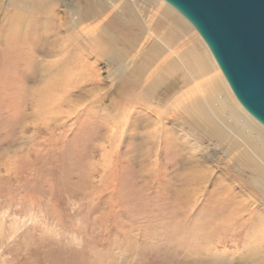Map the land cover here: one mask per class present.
<instances>
[{
	"label": "rangeland",
	"instance_id": "obj_1",
	"mask_svg": "<svg viewBox=\"0 0 264 264\" xmlns=\"http://www.w3.org/2000/svg\"><path fill=\"white\" fill-rule=\"evenodd\" d=\"M246 115L165 0H0V264H264Z\"/></svg>",
	"mask_w": 264,
	"mask_h": 264
},
{
	"label": "water",
	"instance_id": "obj_2",
	"mask_svg": "<svg viewBox=\"0 0 264 264\" xmlns=\"http://www.w3.org/2000/svg\"><path fill=\"white\" fill-rule=\"evenodd\" d=\"M197 29L243 107L264 125V0H165Z\"/></svg>",
	"mask_w": 264,
	"mask_h": 264
},
{
	"label": "bare ground",
	"instance_id": "obj_3",
	"mask_svg": "<svg viewBox=\"0 0 264 264\" xmlns=\"http://www.w3.org/2000/svg\"><path fill=\"white\" fill-rule=\"evenodd\" d=\"M31 3V2H30ZM167 12H170V14H172L174 17H176V19L178 20V22L179 23H181V25H183V26H185V27H190V25H189V23L185 20V18H183L179 13L177 14V12L173 9V8H171L170 6H168V8H167V10H166ZM18 16V15H17ZM16 16V17H17ZM36 16V15H35ZM50 19H51V17H49ZM57 20V19H56ZM60 20V19H59ZM86 21H87V19H86ZM53 23H54V21H52ZM58 24V23H57ZM10 25V24H9ZM57 26V25H56ZM57 28V27H56ZM23 29H25V31L27 30V28H23ZM22 28H16V29H14V30H18V31H21V30H23ZM58 29V28H57ZM61 29V28H60ZM14 30H13V32H14ZM31 30H33V29H31ZM31 30H27V31H31ZM34 30H37V29H34ZM59 30V29H58ZM57 30V31H58ZM56 31V32H57ZM34 32V31H33ZM60 32V31H59ZM59 32H57V33H59ZM8 33H9V31H8ZM22 33V32H21ZM29 33H31V32H28L27 34L29 35ZM56 33V34H57ZM33 34V33H32ZM38 34H40V36H42L41 35V33H38ZM12 35H14V34H11V36ZM25 35H26V33H25ZM9 36V35H8ZM16 36V35H15ZM22 36V35H21ZM25 37H27V36H25ZM32 37H34V35L32 36ZM10 37H8L7 39H9ZM12 39H13V36L11 37ZM10 38V39H11ZM28 38V37H27ZM12 39H11V41H12ZM16 39H17V37H16ZM15 39V40H16ZM35 39H36V37H35ZM29 41V40H28ZM8 42V41H7ZM15 42V45H16V48H14V50L16 49V51L18 50V56H17V52H16V58H19V59H21V58H24L25 56H26V58H28L27 56L29 55L30 56V54H31V50H32V45H29V46H31V47H27V45L25 44L26 43V39H24L23 40V38H22V40H19V41H14ZM29 42H34V41H29ZM9 43H11L10 42V40H9ZM29 44V43H28ZM34 44V43H33ZM37 44V43H36ZM47 45V44H46ZM12 46H14V45H12ZM37 46H38V44H37ZM28 48V49H27ZM41 47H39V49H40ZM47 49V48H46ZM46 49H44V51L46 52ZM38 51V50H37ZM37 51H35V52H37ZM206 51V50H205ZM51 53V51L50 50H48V53ZM87 53V52H86ZM199 53H201V52H199ZM34 54V53H33ZM84 55V54H83ZM14 56V55H13ZM32 56V55H31ZM78 56V55H77ZM199 57V60H200V62L201 61H203V63H201L202 64V66L205 68V69H207L208 68V66H209V62H208V57H207V55L205 54L203 57H202V59H201V57L200 56H198ZM15 58V57H14ZM32 58V57H31ZM62 58V57H61ZM85 58V57H84ZM79 59H81L80 57H79ZM83 59V58H82ZM27 60V59H26ZM36 61L37 60H39V59H35ZM84 60V59H83ZM28 61V60H27ZM30 61V60H29ZM72 61V60H71ZM142 61V60H141ZM41 62H42V60H41ZM70 62V61H69ZM83 62V61H82ZM52 63V62H51ZM83 63H85V62H83ZM77 64V63H76ZM70 65H71V62H70ZM78 65V64H77ZM79 66V65H78ZM68 67V66H67ZM36 68V67H35ZM74 69V68H73ZM76 69V68H75ZM156 69H158V68H156ZM63 70V69H62ZM72 70V69H71ZM70 70V71H71ZM202 71V70H201ZM216 71V70H215ZM68 72V71H67ZM204 72V71H203ZM202 72V73H203ZM154 73V72H153ZM206 73V72H205ZM70 74L71 75H73V72L71 73L70 72ZM68 76H69V74H67ZM70 75V76H71ZM201 75V74H200ZM29 76V75H28ZM76 76V75H75ZM205 76H207V75H205ZM72 77V76H71ZM73 78H74V75H73ZM58 80V79H57ZM62 80V79H61ZM186 80V79H185ZM59 81V80H58ZM68 81V80H67ZM136 81V80H135ZM212 81V80H211ZM210 81V82H211ZM53 83H55L56 85L58 84L57 83V81L55 82H53ZM52 83V84H53ZM190 83V82H189ZM54 84V85H55ZM213 84H214V82H213ZM216 85V84H215ZM217 86H218V88H219V90L220 89H222V90H226L225 89V82L222 80V76H217ZM50 87V86H49ZM214 87H216V86H214ZM39 88V87H38ZM168 88V87H167ZM184 88V87H183ZM217 88V87H216ZM218 88H217V90H218ZM40 89V88H39ZM38 90V89H37ZM53 90H54V88H50V91L51 92H53ZM188 90V89H187ZM187 90H186V92H187ZM190 90V89H189ZM193 90V89H192ZM40 91V90H39ZM170 91V90H169ZM35 92H37V91H35ZM158 92V91H157ZM190 92H191V90H190ZM222 92V91H221ZM32 93H34V92H32ZM185 93V92H184ZM189 93V92H188ZM34 94H36V93H34ZM38 94V93H37ZM130 94V93H129ZM159 94V93H158ZM187 94V93H186ZM225 94V93H224ZM228 94H230V93H228ZM40 95V94H39ZM160 95V94H159ZM31 96H32V94H31ZM35 96V95H34ZM33 96V97H34ZM41 96V95H40ZM51 96V95H50ZM131 96L132 95H130V98H131ZM162 96V95H161ZM42 97V96H41ZM44 97V96H43ZM42 97V98H43ZM160 97V96H159ZM46 98V97H45ZM128 99H129V97H127ZM160 98H162V97H160ZM171 98V97H170ZM193 98V97H192ZM35 99V98H34ZM132 99V98H131ZM130 99V100H131ZM158 99V98H157ZM196 99V98H195ZM52 100V99H51ZM169 100V99H168ZM194 100V99H193ZM137 101V100H136ZM139 101V100H138ZM158 101H159V99H158ZM196 101V100H195ZM36 101H34V103H35ZM46 102V101H45ZM48 103H50V102H48ZM144 103H146V102H144ZM237 103V102H236ZM58 104H60V103H58ZM163 104V103H162ZM164 104H165V102H164ZM196 104V103H195ZM41 105V104H40ZM167 105V104H166ZM232 105V104H231ZM52 105H48V107H50V109L52 108L51 107ZM130 106V105H129ZM193 107H194V104H193ZM220 107H222V106H220ZM230 107V106H229ZM232 107V106H231ZM35 108V107H34ZM223 108V107H222ZM226 108V107H225ZM194 109V108H193ZM224 109V108H223ZM228 108H226L225 110H227ZM38 110H39V108H38ZM46 110V109H45ZM52 110V109H51ZM229 110V109H228ZM232 110V109H231ZM230 110V111H231ZM53 111V110H52ZM230 111H228V112H230ZM34 112H35V110H34ZM49 112H51L50 110H49ZM48 112V114H50ZM163 112V111H162ZM234 112H236V110H234ZM239 114H241V115H245V113L243 112V110H241V108H240V112L239 111H237ZM235 113V116L233 117V118H236L237 119V115L239 116V114L238 113ZM174 113V112H173ZM244 113V114H243ZM47 114V113H46ZM163 114V113H162ZM168 114V113H167ZM170 114V113H169ZM231 114V113H230ZM43 115V114H42ZM161 115V114H160ZM49 116V115H48ZM47 116V117H48ZM57 116V115H56ZM167 116V115H166ZM171 116V115H170ZM230 116V115H229ZM233 116V115H232ZM247 116V115H246ZM174 117V116H173ZM248 117V116H247ZM246 117V120H245V123H241V124H243V127H245V128H249L251 131L252 130H256L259 134H260V136L264 139V130H263V128H261V126H259V124L258 123H256V122H254V121H252L249 117L247 118ZM44 119V118H43ZM47 119V118H46ZM245 119V118H244ZM50 120V119H49ZM236 121V120H235ZM235 121H234V123H235ZM243 121V120H242ZM237 122V121H236ZM241 122V121H240ZM239 124V123H238ZM240 125V124H239ZM234 126H236V125H234Z\"/></svg>",
	"mask_w": 264,
	"mask_h": 264
}]
</instances>
